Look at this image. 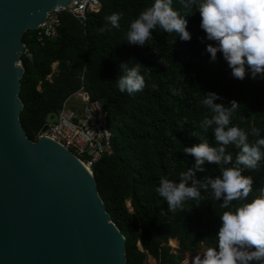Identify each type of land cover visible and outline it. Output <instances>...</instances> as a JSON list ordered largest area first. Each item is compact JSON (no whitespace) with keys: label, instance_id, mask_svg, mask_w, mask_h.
<instances>
[{"label":"trees","instance_id":"trees-1","mask_svg":"<svg viewBox=\"0 0 264 264\" xmlns=\"http://www.w3.org/2000/svg\"><path fill=\"white\" fill-rule=\"evenodd\" d=\"M151 2L99 0L100 9L87 12L83 25L60 13L53 39L38 41L35 31H27L19 55L23 69L19 122L34 141L47 115L58 113L62 103L83 87L105 112L112 134L110 149L93 166L92 175L106 213L125 240L126 263L145 264L150 257L156 264H181L200 249L215 245L218 215L224 210L202 190L200 201H189L183 210L168 213L154 191L158 179L163 175L176 179L192 166L191 155L183 153V146L199 143L192 132L214 144L211 132L203 137L199 129L206 112L200 100L206 91L216 92L226 105L236 100L239 105L232 123L245 130L254 125L264 135V78H250L246 69L244 79L238 80L219 53L215 61L209 60L204 51L209 42H202L195 7L186 17L190 40L181 41L174 33L156 28L147 45L125 42L129 22ZM179 7L174 0L173 8ZM112 12L122 14L119 29L111 28L105 19ZM133 62L142 65L145 87L129 96L117 90L115 78L121 64ZM226 150L233 156L238 151L231 145ZM203 168L195 174L197 179L219 174L215 164L205 163ZM242 174L253 180L248 199L264 189V161L257 170ZM151 227L161 238L159 243ZM170 240L177 243L175 251L168 245Z\"/></svg>","mask_w":264,"mask_h":264},{"label":"clouds","instance_id":"clouds-1","mask_svg":"<svg viewBox=\"0 0 264 264\" xmlns=\"http://www.w3.org/2000/svg\"><path fill=\"white\" fill-rule=\"evenodd\" d=\"M173 2L152 0L129 22L124 41L147 45L156 28L188 41L186 17L195 7L198 27L204 33L202 42H209L204 47L209 60L215 61L219 53L230 75L238 80L244 79L246 69L250 78H264V0H176L179 9L173 8ZM121 15L112 12L105 19L111 28L119 29ZM141 66L138 62L119 66L115 78L119 92L132 96L144 89ZM200 104L206 109L199 122L200 133L211 132L214 144L192 132L199 143L183 146V153L190 154L194 163L176 179L160 176L154 191L166 203L168 213L183 210L189 201H200L202 190L224 210L218 215L215 245L193 257L192 264H264V189L248 199L253 180L242 174L257 170L264 161V135L254 125L245 130L232 123L239 105L234 99L226 105L216 92L206 91ZM229 145L238 149L235 156L226 150ZM205 163L215 164L219 174L197 179L195 174L204 171Z\"/></svg>","mask_w":264,"mask_h":264},{"label":"water","instance_id":"water-1","mask_svg":"<svg viewBox=\"0 0 264 264\" xmlns=\"http://www.w3.org/2000/svg\"><path fill=\"white\" fill-rule=\"evenodd\" d=\"M70 1L0 0V264H127L93 175L57 143L28 139L19 122L22 37ZM56 119L48 114L43 130Z\"/></svg>","mask_w":264,"mask_h":264},{"label":"built area","instance_id":"built-area-1","mask_svg":"<svg viewBox=\"0 0 264 264\" xmlns=\"http://www.w3.org/2000/svg\"><path fill=\"white\" fill-rule=\"evenodd\" d=\"M100 7L99 0H71L67 7L55 8L35 30L38 41L57 36L60 13H67L83 25L87 12H97ZM26 55L30 57L28 53ZM56 114V121L48 124L45 130L42 128L34 142L46 138L57 143L92 174L93 166L110 149L112 134L107 126L105 112L82 87L62 103Z\"/></svg>","mask_w":264,"mask_h":264},{"label":"rangeland","instance_id":"rangeland-1","mask_svg":"<svg viewBox=\"0 0 264 264\" xmlns=\"http://www.w3.org/2000/svg\"><path fill=\"white\" fill-rule=\"evenodd\" d=\"M55 67H56V64L53 65V70L55 69ZM168 245L172 251H175V249L177 248V243L174 240H170ZM204 250L205 249H203V248L200 249L196 255L201 254ZM195 256H193V257H195ZM193 257H187L181 264H192ZM145 264H156V262L153 259H151L150 257H147Z\"/></svg>","mask_w":264,"mask_h":264}]
</instances>
